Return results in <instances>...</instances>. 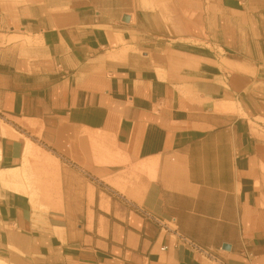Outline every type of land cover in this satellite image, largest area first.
Returning a JSON list of instances; mask_svg holds the SVG:
<instances>
[{"label": "crops", "instance_id": "1", "mask_svg": "<svg viewBox=\"0 0 264 264\" xmlns=\"http://www.w3.org/2000/svg\"><path fill=\"white\" fill-rule=\"evenodd\" d=\"M8 170L0 264H264V0H0Z\"/></svg>", "mask_w": 264, "mask_h": 264}, {"label": "bare ground", "instance_id": "2", "mask_svg": "<svg viewBox=\"0 0 264 264\" xmlns=\"http://www.w3.org/2000/svg\"><path fill=\"white\" fill-rule=\"evenodd\" d=\"M24 123L27 126L32 127V128L36 127V122L34 121L26 120L24 121ZM6 132H8V130H6ZM34 149H35V145L33 143L28 142L27 147H26L25 162L28 160V157L32 155L33 153L32 151ZM107 152H109L108 149H107ZM151 165L152 163H150L149 161H145L140 165V168H137L138 169L137 171H145L149 169L150 167H152ZM0 178L2 182L4 183V185L11 187L15 190L28 191L31 186L29 172L26 170L24 172L21 170L2 171L0 174ZM101 207L105 210H109L110 203H109L108 197H103V199L101 200Z\"/></svg>", "mask_w": 264, "mask_h": 264}, {"label": "rangeland", "instance_id": "3", "mask_svg": "<svg viewBox=\"0 0 264 264\" xmlns=\"http://www.w3.org/2000/svg\"><path fill=\"white\" fill-rule=\"evenodd\" d=\"M104 147V145L103 146H101V149ZM98 150H100V148H98ZM105 151V150H104ZM97 152H99V151H97ZM109 159L108 158H103V159H101L100 161H98V162H100V163H103V162H106V161H108ZM97 183H99V185L101 186V187H103L109 194H114V192L112 191V189L110 188V187H108L107 185H105L104 183H102V182H100L98 179H97V181H96Z\"/></svg>", "mask_w": 264, "mask_h": 264}, {"label": "built area", "instance_id": "4", "mask_svg": "<svg viewBox=\"0 0 264 264\" xmlns=\"http://www.w3.org/2000/svg\"><path fill=\"white\" fill-rule=\"evenodd\" d=\"M186 242L189 243L193 248H195L196 250L202 252L205 255H210L211 254L210 250L207 249V248H202V247L198 246L197 244H195L194 242H192L190 240H186ZM163 249H165V247Z\"/></svg>", "mask_w": 264, "mask_h": 264}, {"label": "water", "instance_id": "5", "mask_svg": "<svg viewBox=\"0 0 264 264\" xmlns=\"http://www.w3.org/2000/svg\"><path fill=\"white\" fill-rule=\"evenodd\" d=\"M124 21H128V18H124ZM225 248H228L229 246L227 244L224 245Z\"/></svg>", "mask_w": 264, "mask_h": 264}]
</instances>
